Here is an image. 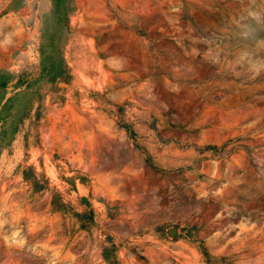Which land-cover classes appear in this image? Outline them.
Listing matches in <instances>:
<instances>
[{"label": "rangeland", "instance_id": "rangeland-1", "mask_svg": "<svg viewBox=\"0 0 264 264\" xmlns=\"http://www.w3.org/2000/svg\"><path fill=\"white\" fill-rule=\"evenodd\" d=\"M0 264H264V0H0Z\"/></svg>", "mask_w": 264, "mask_h": 264}]
</instances>
